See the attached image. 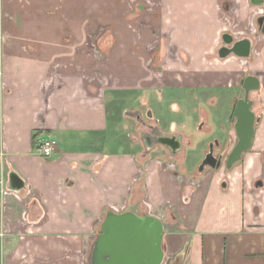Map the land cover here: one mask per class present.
Here are the masks:
<instances>
[{
	"label": "crops",
	"instance_id": "1",
	"mask_svg": "<svg viewBox=\"0 0 264 264\" xmlns=\"http://www.w3.org/2000/svg\"><path fill=\"white\" fill-rule=\"evenodd\" d=\"M262 16L253 0H0V264H89L106 215L128 211L164 223L163 264H264ZM225 34L249 39L250 57L221 59ZM250 75L255 134L231 170L179 173L144 142L131 150L129 120L114 128L136 95L197 161L211 144L227 157Z\"/></svg>",
	"mask_w": 264,
	"mask_h": 264
},
{
	"label": "water",
	"instance_id": "2",
	"mask_svg": "<svg viewBox=\"0 0 264 264\" xmlns=\"http://www.w3.org/2000/svg\"><path fill=\"white\" fill-rule=\"evenodd\" d=\"M263 1L253 0V3L261 5ZM258 25L264 34V16L258 19ZM223 42L224 46L218 53L221 59L231 55L240 58L250 57L252 43L249 39L235 41L232 35L225 34ZM242 86L245 95L236 102L231 115L238 140L226 159L225 156L217 157L214 144H211L199 168L201 172L205 168L220 169L223 163L227 170H231L252 147L257 117L252 109L253 101L250 94L260 89V82L256 76L250 75L244 79ZM146 136H152L148 133L143 135L147 151H150L155 144H163L170 148L173 156H176L182 148L180 138L161 134L160 137L154 138L156 142H153ZM15 179L11 178L12 188L18 189L20 188L18 184L13 185ZM164 231V223L157 217L138 215L130 211L109 212L92 245L89 264H163L165 260Z\"/></svg>",
	"mask_w": 264,
	"mask_h": 264
},
{
	"label": "rangeland",
	"instance_id": "3",
	"mask_svg": "<svg viewBox=\"0 0 264 264\" xmlns=\"http://www.w3.org/2000/svg\"><path fill=\"white\" fill-rule=\"evenodd\" d=\"M133 25V24H131ZM130 25V28L133 30H137V32L139 30H143L145 29L146 27L145 26H139L137 24H135L134 26H131ZM90 24H87V27H89ZM149 26H147L148 28ZM105 28L104 27H101L99 29V31L102 33L104 32ZM102 39H96V40H93L92 41V47L95 49L97 48V50H101V47H100V42H101ZM101 52V51H100ZM103 57L105 58L104 60H107L109 61V57L106 58L107 56L104 55V54H99L98 53V58L99 59H103ZM150 73H152V71H150ZM158 74L160 72H157ZM162 77H163V73H162ZM120 107L119 108V114H122V117L124 119V122H122L121 126L120 127H114L115 129H119L120 133L122 135H124V129H123V126H124V123H125V120H129L131 122V127H130V132H128L129 136L131 137V140L133 142H130L132 145V148L131 150L132 151H136V150H141V152H143V149L141 146H144L143 145V136L142 134L143 133H151V134H154L155 133V128L158 127L159 131H162L163 130V133H167L168 135L170 134H174V132H172L171 130H169L168 128L166 127H163V126H166V125H160V123H157L156 122V119L157 117L154 119V120H149L148 117H147V111L149 110V108H151V102L150 103H142L139 99H137V96H131V97H126L125 99H123L121 97L120 99ZM119 103V102H118ZM208 109L210 107H207ZM125 111H129V115L127 116V114H125ZM141 112V113H140ZM138 113H140L143 117V121L145 122V128L142 126V124H140L138 122V120L136 119V116L138 115ZM156 116V115H155ZM154 116V117H155ZM131 118H133L134 120H132ZM156 122V123H155ZM162 128H161V127ZM195 126H193L194 128ZM165 128V129H164ZM204 128V127H203ZM202 128V132L205 133V131L207 130V126L203 129ZM168 129V130H167ZM193 130V133L194 134H197L196 131L194 129ZM169 131H171V133H169ZM157 137H160L161 135L159 134H155ZM166 135V134H164ZM172 136V135H170ZM123 139V137H121ZM189 140H187L186 138L183 140V142H181V152L179 151L178 152V155L176 157H173L172 153H171V150L170 148H168L167 146L163 145V144H155L154 147H152L151 149V152L152 154H149V156L146 158L147 161H149V159H153V158H156L157 160H160L161 162H163L165 165L166 164H169L170 166L172 165H178L177 166V172L181 173V169L183 170V172L185 173H189V174H193V175H198V168L200 167V165L202 164L204 158L201 160V158L199 159V161H197L195 158H196V155H199V154H195V150L193 149V145H191V141L188 142ZM197 141V140H196ZM153 142H156L153 140ZM152 142V144H153ZM129 143V144H130ZM196 143V142H195ZM194 144V143H193ZM197 144V143H196ZM139 147V148H138ZM205 150L207 154L209 152V148L207 147ZM200 152V150H199ZM198 152V153H199ZM219 152H215V154L217 155ZM203 155V152L201 153L200 157ZM199 157V156H198ZM206 157V155H205ZM193 160V161H191ZM201 160V161H200ZM181 161L182 165L180 167V165L178 164V162ZM201 162V163H200ZM177 163V164H176ZM168 167V165L166 166ZM195 181V177H192ZM190 185L192 187L193 186V182L190 183ZM195 185V184H194ZM98 235V234H97ZM88 257L89 255L87 256V260H88ZM88 263V262H87Z\"/></svg>",
	"mask_w": 264,
	"mask_h": 264
},
{
	"label": "built area",
	"instance_id": "4",
	"mask_svg": "<svg viewBox=\"0 0 264 264\" xmlns=\"http://www.w3.org/2000/svg\"><path fill=\"white\" fill-rule=\"evenodd\" d=\"M145 125V124H144ZM58 147V141L56 139H47L42 143V153L45 157H50L54 154ZM3 184V178L0 174V185Z\"/></svg>",
	"mask_w": 264,
	"mask_h": 264
},
{
	"label": "flooded vegetation",
	"instance_id": "5",
	"mask_svg": "<svg viewBox=\"0 0 264 264\" xmlns=\"http://www.w3.org/2000/svg\"><path fill=\"white\" fill-rule=\"evenodd\" d=\"M142 123L145 124V122H144L143 120H142ZM148 134H149V133H148ZM152 135H153V134H151V136H152ZM146 137H147L148 140H152V141L155 140V139H154V138H155L154 136H152V137H150V136H146ZM213 146H214V145H213ZM216 156H217V157H220L221 154H218V155H216ZM225 159H226V157H225ZM223 165L225 166V163H224ZM200 166H201V165H200Z\"/></svg>",
	"mask_w": 264,
	"mask_h": 264
},
{
	"label": "trees",
	"instance_id": "6",
	"mask_svg": "<svg viewBox=\"0 0 264 264\" xmlns=\"http://www.w3.org/2000/svg\"><path fill=\"white\" fill-rule=\"evenodd\" d=\"M98 233H99V231H98Z\"/></svg>",
	"mask_w": 264,
	"mask_h": 264
}]
</instances>
